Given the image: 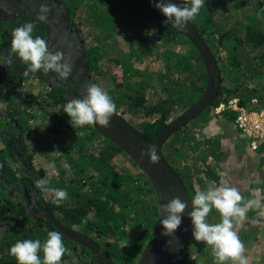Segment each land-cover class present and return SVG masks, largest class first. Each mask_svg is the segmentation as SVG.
Returning <instances> with one entry per match:
<instances>
[{"label": "trees", "instance_id": "16d2710c", "mask_svg": "<svg viewBox=\"0 0 264 264\" xmlns=\"http://www.w3.org/2000/svg\"><path fill=\"white\" fill-rule=\"evenodd\" d=\"M111 1L119 2L116 5L121 8L116 9L111 4H106L104 9L98 12L96 20L91 15L89 24L94 25L95 29L88 31L90 38H84L89 41L82 43L89 59L90 78L94 84L108 92L116 104V112L148 139L153 140L170 122L169 118L173 112L178 108H189L199 98L205 88L206 71L197 50L181 32L157 26L151 31L157 41L154 50L158 53L157 58L164 62L166 69H169L170 75L175 79L166 78L165 74L158 72L156 80L160 87L150 84L152 74L147 75L136 67L140 61L138 53L142 48L137 49V46L133 45L129 48L124 45L117 50L112 38H126L117 21L119 19L124 23L128 11L131 14L128 25L145 27L144 22L149 20V12L153 14V6L137 0ZM126 1L131 3L122 6ZM262 8L264 0H205V6L200 9L196 18L190 21L220 70V88L215 101L199 116L169 136L161 147L164 159L180 178L190 202L196 192L206 190L210 182H214L216 187L219 186L224 172L218 163L225 154L218 153L222 142L217 138L215 142L205 140L207 146L204 148L207 147L206 157L211 156L213 162H216L215 165L206 161L204 156L201 167H195L193 170L188 166L178 167L179 160H187L188 153L197 152L199 148L195 139L200 134L194 133L197 123L209 118L214 121L220 118L214 115V108L232 98H237L239 103L249 108L264 107ZM89 12L92 13V10ZM144 33L147 39L148 34ZM138 37L136 32H132V36L127 39L133 43ZM158 44L164 47L163 52H158ZM111 67L121 69L120 78L111 72ZM164 79L170 81L162 85ZM139 86L151 89L150 100L144 96L142 87L139 89ZM50 98V110L53 111L51 122L31 128V135L24 143L30 147L27 154L32 169H35L34 158L39 159L41 163L43 159L47 161L46 156H52V159L47 161L51 162L52 167L41 166L37 172L42 179L46 176L50 179V187L66 190L68 199L58 207L52 203L50 195L36 189L37 195L43 199L60 224L89 237L104 248L115 264H136L156 224L157 207L149 181L141 168L127 155L123 156L133 165L135 172L120 168L116 160L120 153L124 154L122 150L101 136L91 125L75 129L72 127L69 117L64 113V106L70 99L64 101L59 89L53 88ZM251 99L257 100L256 105L249 104ZM41 110L43 111V108ZM221 116L226 121H232L233 118L229 112H223ZM51 135L58 139L55 147L51 146L52 154L47 150L48 140L45 141ZM39 149H43L44 153L40 154ZM254 155L257 157L254 163L257 182L252 185V189H258L264 195L263 144L258 145ZM0 157L4 158L5 155L0 154ZM11 159L12 165L5 166L9 173L8 180H14L23 187L14 189L0 179V264H17L15 257L9 254V249L17 241L39 239L43 244L48 232L57 231L41 217H33L27 213L19 193L29 192L38 178L28 174L15 162L14 157ZM1 164L0 160V166ZM65 164L71 166V175L68 174ZM13 166L19 169L16 174L11 172ZM52 168H55L56 177L48 173ZM247 195H243L242 203L246 201ZM259 208L260 206L249 209L240 226L234 224L233 230L244 243L245 253L264 248V222L259 216ZM221 219L220 213L213 208L207 222L217 224ZM256 225L258 228L255 232ZM189 238L187 237L186 241ZM63 243L71 254L66 253L61 264H72L73 257L76 264H97L90 251L82 245L64 237ZM252 244L254 249L249 248ZM38 255L43 260L42 250ZM179 262L215 264L216 258L211 246L196 241L193 237L181 253ZM225 264L232 262L229 260ZM251 264H264V255L260 260L251 261Z\"/></svg>", "mask_w": 264, "mask_h": 264}, {"label": "clouds", "instance_id": "9594fccd", "mask_svg": "<svg viewBox=\"0 0 264 264\" xmlns=\"http://www.w3.org/2000/svg\"><path fill=\"white\" fill-rule=\"evenodd\" d=\"M154 6L166 17L165 23L172 21L176 30L183 31L205 6V0H179L178 3H173L172 0H158ZM50 11L51 8L45 5L40 8V12L45 15ZM260 11L264 13V8ZM34 30L33 22H28L13 30L11 51L6 56L3 65L10 69L13 54H15L28 65V71L31 73L54 72L61 78L68 77L72 66L67 62L62 63L64 53L50 52L46 40L39 36L33 37ZM116 111L117 107L111 96L97 84L87 87V95L83 99H70L64 106V113L69 117L74 129L94 124L108 128L111 117ZM217 116L222 118L221 115ZM231 124H233L232 121ZM147 155L150 162H158L159 157L154 146L148 149ZM65 168L71 175V166L65 164ZM50 184L51 181L46 176L38 179L35 187L42 193L50 195L52 203L59 207L68 199V193L66 190L50 187ZM243 199L235 187H216L214 182H210L206 190L196 192L191 200L192 211L189 216L193 225L192 235L196 241L204 242L212 247L216 258L215 264H225L229 260L232 264H248V258L244 255L245 245L233 229L234 224L242 223L246 219L247 211L254 207L258 208L260 202L249 200L242 205ZM187 207L188 204L180 197H175L169 203L160 206V210L166 214L165 218L160 221L165 230L164 235L170 236L175 233L182 223V214ZM213 208L221 215L220 223L209 224L207 222V217ZM84 222L86 223V219ZM41 250L44 253L43 260L38 255ZM66 253L71 254L63 243L62 234L58 231L48 232L43 244L39 239H27L17 241L9 249V254L15 257L17 264H61ZM72 264H76L75 257H73Z\"/></svg>", "mask_w": 264, "mask_h": 264}, {"label": "water", "instance_id": "95a60500", "mask_svg": "<svg viewBox=\"0 0 264 264\" xmlns=\"http://www.w3.org/2000/svg\"><path fill=\"white\" fill-rule=\"evenodd\" d=\"M157 2L158 0H154V4ZM172 2L176 3L177 1L172 0ZM55 4L61 9L63 19L59 22H53V39H55L53 49L55 48L64 53L62 63L67 62L72 66L70 73L72 80L71 86L80 96L72 91L69 93V96L76 99H83L87 95V87L94 84L90 78L89 59L85 55L84 47L81 45L79 36L67 24V10L59 2H55ZM156 12L159 14L160 10L156 8ZM170 22L172 23V21ZM179 32L197 50L207 75L205 88L195 103L167 123L153 140L148 139L143 133L135 129L118 112L114 113L111 117L108 128H104L98 124L91 125L101 136L117 145L125 155L131 158L141 168L155 196L157 207L155 228L136 264H180L179 257L193 238L191 234L193 225L189 216V213L192 211L189 196L180 178L164 159L161 153V147L169 136L199 116L215 101L220 88V70L207 45L190 22L186 25L185 30ZM53 85L62 89L66 88L64 84L62 86L60 82L54 79ZM153 146L159 157L157 163L150 162V158L147 155L148 149ZM27 170L32 174L29 169ZM37 178L42 179L39 174ZM0 179L11 187H15V184L9 182L7 178L1 177ZM35 184L32 187L34 193L36 192ZM175 197H180L183 202L188 204V207L182 214V223L175 233L170 236L164 235L165 230L160 221L165 218L166 214L160 210V206L169 203ZM38 201L40 204L33 203L37 210H34L32 207L27 210L30 216L35 214L41 217L46 222L52 224L54 229L60 232L64 238L74 241L88 249L97 264H115L106 251L89 237L63 226L54 218L49 209H42L41 205L44 204L42 198H39ZM24 204L26 205V202ZM187 237L190 238L186 241Z\"/></svg>", "mask_w": 264, "mask_h": 264}, {"label": "flooded vegetation", "instance_id": "af4514ba", "mask_svg": "<svg viewBox=\"0 0 264 264\" xmlns=\"http://www.w3.org/2000/svg\"><path fill=\"white\" fill-rule=\"evenodd\" d=\"M137 1H142L148 5L150 4L149 6H153V14L149 12V20H145L148 26L150 22H153L154 28L162 26L167 30H175L172 28L173 24L170 21L165 23L166 17H164L161 11L157 14L154 0ZM55 2H59L67 10V24L72 31L77 33L81 45L83 46L82 43H85L87 40L82 36L81 25L79 26L76 21L81 6H75L73 10H71V6H74L71 4V0L70 2L66 0H0V123L1 125H3V122L5 123L4 127L0 126V154L5 155L4 158L0 157L2 161L0 166V178L5 177L9 179L7 177L9 173L6 171L5 166L6 164L12 165L11 158L13 157L16 159L15 162L24 168L28 174H30V172H28L27 169L32 172V174H30L32 177H37L39 173L35 166V169L31 168V161L27 154L30 147L24 143L28 140L26 138H29L31 135V128L38 127L42 123L49 124V122H51L53 111L50 110V104L52 103L50 95L53 94V88L60 90L61 95L64 97V101L67 99H76L69 96L71 91L80 96L71 86L72 80L70 75L62 80L63 78L59 77V75L54 72L45 73L40 71L31 73L28 71V65L22 62L15 54H13V63L10 69L3 65L6 56L9 55L11 51L13 30L28 22H33L35 24V30L32 33L33 37L39 36L46 40L49 50L53 54L58 51L55 48L53 49V44L55 42V39H53V22L61 21L63 19V13ZM42 5L51 8V11L47 15L40 12ZM105 5L96 7L91 4L90 6L88 5L90 8L85 5L82 6L83 11L81 13L86 27L83 28L88 31L95 29L93 28L94 25L89 24L91 15L96 19L98 12L104 9ZM91 10L92 13L89 12ZM71 11H73V14ZM53 79L60 82L62 86L64 84L66 88L62 89L55 87L53 85ZM41 108H43V111ZM42 112L47 115L44 116ZM10 151L12 154H10ZM18 171L19 169L16 166L12 167L11 172L13 174H16ZM9 182L15 184V187H12L14 189H22L23 187L14 180ZM32 187L29 192L23 191L19 193L20 197H22L20 201H22L23 204L26 202V205H24L27 210L30 207L37 210L33 204L34 202L40 204L38 199L41 197L37 195V190L34 193ZM41 208H47L45 202L41 205ZM34 216L37 215L34 214L33 217Z\"/></svg>", "mask_w": 264, "mask_h": 264}, {"label": "rangeland", "instance_id": "374dc122", "mask_svg": "<svg viewBox=\"0 0 264 264\" xmlns=\"http://www.w3.org/2000/svg\"><path fill=\"white\" fill-rule=\"evenodd\" d=\"M69 1L70 0H66ZM71 4H73L74 6H71V10H73V8L75 6H81L79 8L78 11V16L76 21L78 22V25L80 27H82V36L83 37H87L89 36L88 30L85 29V25H84V20L82 17V6L85 5L86 7H89L91 4L95 5L96 7H102L105 4H111V6L113 8L118 9L119 7L121 8V6H117L116 4L119 2L114 3L111 0H71ZM130 1H126L122 6H125L127 4H130ZM144 3V2H143ZM89 5V6H88ZM71 13L73 14V11H71ZM89 13V12H88ZM90 14V13H89ZM131 14L128 11V15L125 17V22L123 23L122 20L117 21L118 23V27L119 29H121V31L123 32V35L126 38L123 39H117L114 37L113 39V44L115 46V48L117 50L121 49L124 45H127L130 47L133 46H137V49H141V52L138 53L139 56V62L138 65H136V67H139L137 70H140L141 72H145L147 73V75H151L152 74V80L150 84H157L159 87V83L156 80V74L158 72L165 74L166 78L171 77L172 79H175V77H172L170 75L169 69H166L164 62L161 59L157 58L158 53L155 52L154 50V45H155V38L151 35V30H154L155 26L153 22H150V25L148 26L146 21L145 23V27H141L140 25L136 24H130L128 25L127 22H129L131 19ZM104 17V16H102ZM80 19V20H78ZM129 19V20H128ZM96 20V19H95ZM85 27V28H83ZM149 29V30H148ZM132 32H136L137 35H139V37L133 41V44L131 40L127 39V37L132 36ZM144 32H147L148 34V38L146 39L144 37ZM143 34V35H142ZM142 35V36H140ZM90 38V36H89ZM89 41V39L87 40ZM157 42V41H156ZM160 44V43H159ZM158 44V45H159ZM151 49V50H150ZM147 50V52L145 51ZM158 52H163L165 49L164 47H162V45H159V48L157 49ZM122 56V55H121ZM125 60L126 57H123ZM128 61V60H127ZM112 69V73L117 76L118 78L121 77V69L117 68V67H111ZM170 80H166L165 79L161 82L162 85H164L165 83L169 82ZM133 83V82H132ZM134 84V83H133ZM142 87V88H141ZM142 89V92L144 94V96H146V98L148 100H150V94L151 89L146 88L145 86H139V89ZM186 109L183 110H179V108L172 113V115L169 118V121L175 119L177 116H179L181 113H183ZM42 114L44 116H46L47 114L44 112H42ZM209 118V117H208ZM209 118V120H200L197 125L196 128L194 129L195 132L194 133H199L200 135H198L196 137V142L199 145V148L197 150V152H193V153H188V158L187 160H179L180 164L178 165L179 168H182L183 166H188L189 169H194L195 167H201V165H203L202 161L203 157L207 155V147L206 149L205 146H207L206 141L209 140L210 142H215L216 139H221V145L219 147V151L218 153L221 152L225 154V157H222V160H220V162L218 163L219 166L221 167V170L224 171L223 175H222V183L217 186V187H235L240 194L242 195V197L244 198V194H248L246 201H244L242 203V205L244 203H247L248 200H257L259 201L260 204V208H259V216L261 218V220L264 222V195L263 193H261L262 191L260 190H256V189H252L253 188V184H255L257 182V176H254V171H255V167H254V163L256 162V155H254V152H251V150H249L248 148V143L247 140L240 134V132L234 127L233 124H231V121H226V119L223 118H218L217 120H212ZM1 127L5 126V123L3 122V125H1ZM26 135V134H25ZM50 135V134H49ZM30 137V136H29ZM52 137V138H51ZM48 140V141H47ZM57 138L55 135H51L50 137H47L45 141H47V150L50 152V154H52L53 148L55 147V143L57 142ZM206 140V141H205ZM1 144V141H0ZM53 148H52V147ZM209 146V144H208ZM39 153L42 154L44 153L43 149H39ZM201 151V153H200ZM206 151V152H205ZM125 154L120 153L118 155V158L116 160V164L121 167H124L126 169L129 170V172L134 173L135 172V168H133V165L125 158V156H123ZM47 161L52 159V156L48 155L46 156ZM206 161L210 162L211 165H215L216 162H213V158L211 156H207L205 158ZM46 160H41V163L39 162V159H33V163L36 169L40 168L41 166H48V167H52L51 166V162H47ZM217 164V165H218ZM10 165V164H8ZM172 165V163H171ZM3 166V165H2ZM173 166V165H172ZM177 166V164H176ZM48 173L50 175L53 176H57L56 175V171L55 168L50 169V171H48ZM199 189H197L198 191ZM237 226H240V223L236 224ZM262 226V225H261ZM236 228V227H235ZM258 228V225L255 226V232ZM250 249H254V244H252L250 247ZM251 252V253H250ZM244 255L248 258V262L249 264H251V261L253 260H260L262 258V255H264V248L262 250H249L248 252L244 253Z\"/></svg>", "mask_w": 264, "mask_h": 264}, {"label": "built area", "instance_id": "2783aa9c", "mask_svg": "<svg viewBox=\"0 0 264 264\" xmlns=\"http://www.w3.org/2000/svg\"><path fill=\"white\" fill-rule=\"evenodd\" d=\"M256 103V99L249 101L250 105H256ZM223 112L232 114L233 125L247 140V146L251 152L256 151L259 144L264 145V107L249 108L239 103L237 98H232L214 108L216 116Z\"/></svg>", "mask_w": 264, "mask_h": 264}]
</instances>
